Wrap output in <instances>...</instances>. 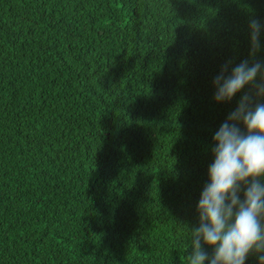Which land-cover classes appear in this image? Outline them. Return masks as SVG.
<instances>
[{
    "label": "trees",
    "instance_id": "trees-1",
    "mask_svg": "<svg viewBox=\"0 0 264 264\" xmlns=\"http://www.w3.org/2000/svg\"><path fill=\"white\" fill-rule=\"evenodd\" d=\"M250 18L264 0H0V264H189L250 91L217 103L213 80L264 62Z\"/></svg>",
    "mask_w": 264,
    "mask_h": 264
},
{
    "label": "clouds",
    "instance_id": "clouds-1",
    "mask_svg": "<svg viewBox=\"0 0 264 264\" xmlns=\"http://www.w3.org/2000/svg\"><path fill=\"white\" fill-rule=\"evenodd\" d=\"M248 28L254 58L264 23L250 18ZM230 66L231 61L225 63L214 78L213 100L230 102L246 86L250 91L212 138L214 161L197 205L199 226L190 232L189 264H245L249 254L264 264V103L256 102L264 97V62L246 59L229 73Z\"/></svg>",
    "mask_w": 264,
    "mask_h": 264
}]
</instances>
